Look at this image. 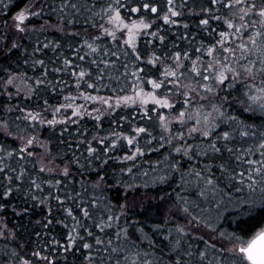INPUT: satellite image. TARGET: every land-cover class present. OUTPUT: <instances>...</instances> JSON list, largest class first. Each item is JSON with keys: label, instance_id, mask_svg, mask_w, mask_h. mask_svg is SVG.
<instances>
[{"label": "snow or ice", "instance_id": "snow-or-ice-1", "mask_svg": "<svg viewBox=\"0 0 264 264\" xmlns=\"http://www.w3.org/2000/svg\"><path fill=\"white\" fill-rule=\"evenodd\" d=\"M0 16V264H264V0Z\"/></svg>", "mask_w": 264, "mask_h": 264}, {"label": "trees", "instance_id": "trees-1", "mask_svg": "<svg viewBox=\"0 0 264 264\" xmlns=\"http://www.w3.org/2000/svg\"><path fill=\"white\" fill-rule=\"evenodd\" d=\"M16 10H17L16 4H13V6L9 10H6L8 12L9 23H11V19H10L11 15H14ZM3 19H4V17L0 16V26H2V24H3ZM0 31H3L2 27H0ZM53 148L55 149V145H53ZM148 191L155 194L156 192L159 191V189L158 188L157 189H149ZM169 191H171V189H169ZM231 215H232V213H230V212L225 213V222L223 225V227L228 228L229 230H231V227H234V225L231 224V219H230ZM7 220H8L9 227L13 226L17 222L16 218H14L12 216H9L7 218Z\"/></svg>", "mask_w": 264, "mask_h": 264}]
</instances>
